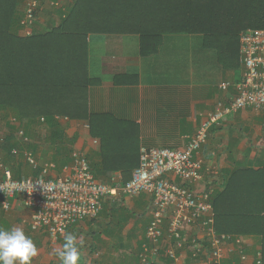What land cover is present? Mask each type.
I'll return each instance as SVG.
<instances>
[{
    "label": "crops",
    "instance_id": "crops-1",
    "mask_svg": "<svg viewBox=\"0 0 264 264\" xmlns=\"http://www.w3.org/2000/svg\"><path fill=\"white\" fill-rule=\"evenodd\" d=\"M160 39L156 52L144 56L138 35L90 36V75L98 84L89 89L88 109L122 121L121 128L129 129L127 143L138 149L143 146L184 149L188 137L196 134L216 104L230 103L237 95L236 85L244 76L238 55L240 42L229 40L225 43L227 47L219 50L203 34H166ZM223 83L232 86L223 90ZM63 120L57 118L67 139L75 141L91 166L99 169L101 141L91 137L90 126L87 130L88 124L79 120L64 126ZM43 123L35 126L47 127ZM28 140L33 151H26L32 152L41 163L52 161L55 152L51 144L48 149L43 148L33 134ZM60 158L58 162L65 163ZM199 158L203 161L204 183L212 188L214 196L227 188L234 175L264 171V114L244 109L227 116L221 126L213 129ZM24 164L25 175H31L25 161ZM121 174L100 173L97 180L109 182L111 176L122 178ZM255 192L235 194V208L245 212L251 205L252 211L257 212L264 205V188ZM115 200V205L109 201L97 220L83 221L67 231L75 234L81 245L80 264H140L139 251L151 222L153 199L148 194L131 199L118 191ZM31 216L32 211L21 199H13L9 211L0 209V227H20L33 239L39 249L33 264H60L54 252L64 243V237L55 241L45 232L32 231ZM196 236L199 233L195 229L184 230L186 240ZM243 239L247 260L242 261L240 252L234 248L223 264H254L261 239ZM188 263L205 264V258L188 259Z\"/></svg>",
    "mask_w": 264,
    "mask_h": 264
},
{
    "label": "trees",
    "instance_id": "trees-1",
    "mask_svg": "<svg viewBox=\"0 0 264 264\" xmlns=\"http://www.w3.org/2000/svg\"><path fill=\"white\" fill-rule=\"evenodd\" d=\"M19 1L0 0V115H14L27 139L22 142L12 134L1 145L4 161L15 179L36 177L40 172L28 167L32 174L25 175L23 154L27 149L33 151L28 138L33 126L43 120L55 152L47 163L62 167L73 161L74 150L67 148L75 142L67 139L57 118L86 122L91 137L101 141L102 166H91L96 178L100 173L120 171V183L125 185L138 169L140 149L127 143L129 129L121 128L124 123L111 114L88 109L89 89L98 84L90 75V36L138 35L142 55L149 56L166 34H203L221 50L229 40L240 42L243 31L264 29V0H69L61 7L56 6L58 0H51L56 7L49 8L45 4L50 0H39L31 33L26 36L20 35L27 29L26 11H17ZM29 2L25 0L26 8ZM59 157L65 163L60 164ZM262 183L264 171L234 175L224 191L213 195V207L219 235L232 236L233 240L260 237L264 264V205L257 212L251 205L240 212L234 200L240 191H261ZM144 244H148L146 236ZM201 258L205 256L189 257L193 261Z\"/></svg>",
    "mask_w": 264,
    "mask_h": 264
},
{
    "label": "built area",
    "instance_id": "built-area-1",
    "mask_svg": "<svg viewBox=\"0 0 264 264\" xmlns=\"http://www.w3.org/2000/svg\"><path fill=\"white\" fill-rule=\"evenodd\" d=\"M38 3L30 0L25 9L28 31ZM239 38L244 76L236 85L237 95L230 103L216 104L196 134L188 137L184 149L141 147L140 165L125 185L119 176H113L109 183L97 180L87 156L79 149L74 150L73 161L62 167L53 162L42 164L32 152H24L25 163L40 172L36 177L20 179L13 177L0 156V209L9 211L11 201L21 199L32 211L30 229L45 232L57 241L72 226L97 219L107 200L114 197L111 202H116L118 191L131 199L148 194L153 199V219L146 231L148 244L139 254L140 264H189L190 256L197 259L201 255L205 256V264H223L234 248L246 261L245 240H233L215 230L214 192L204 183L203 161L199 158L209 143L210 131L221 126L227 116L244 109L264 114V29L243 31ZM231 86L223 83L221 89ZM15 124L21 141L27 142L19 122ZM186 228L195 229L199 236L186 240ZM254 264H263L261 251L256 252Z\"/></svg>",
    "mask_w": 264,
    "mask_h": 264
},
{
    "label": "clouds",
    "instance_id": "clouds-1",
    "mask_svg": "<svg viewBox=\"0 0 264 264\" xmlns=\"http://www.w3.org/2000/svg\"><path fill=\"white\" fill-rule=\"evenodd\" d=\"M38 254V247L22 228L0 227V264H33ZM54 255L60 264H80L81 245L77 236L66 233L64 243L54 252Z\"/></svg>",
    "mask_w": 264,
    "mask_h": 264
},
{
    "label": "rangeland",
    "instance_id": "rangeland-1",
    "mask_svg": "<svg viewBox=\"0 0 264 264\" xmlns=\"http://www.w3.org/2000/svg\"><path fill=\"white\" fill-rule=\"evenodd\" d=\"M14 1L15 0H13V2ZM57 2L59 4H56V6L61 7V5H65L66 3H69V0H58ZM52 5H53V3L50 0V3L46 2L45 7L49 8ZM25 6H26L25 0L19 1L16 5L17 11L23 13V11L26 8ZM56 6H52V7H56ZM29 31H31V30H29ZM29 31L23 30V32L21 31L20 35H26L27 36V35H29ZM72 121L73 120H71V122ZM68 122H70V120L69 121L68 120L61 121V123L64 126H67ZM15 123H18V120L15 118L14 115L9 114V113H5L3 115H0V156H2L1 145H3L6 142V140L10 137V135L13 134L14 139L21 140L20 136L18 135V130L13 128V127H17ZM32 134L34 136L35 141L38 144L43 146V148L44 147L46 149L49 148L50 143L48 142V140H49L50 132H49V129L47 127L43 128L42 126H33ZM75 145L76 144H73V145L69 146L67 149L75 150V149H77V145L76 146ZM45 156L47 157V154H45ZM118 254H120V252H118ZM121 258H123V256H121Z\"/></svg>",
    "mask_w": 264,
    "mask_h": 264
}]
</instances>
